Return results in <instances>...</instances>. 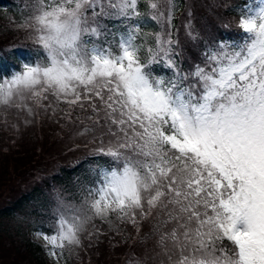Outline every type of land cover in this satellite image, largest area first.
<instances>
[{"label": "snow or ice", "instance_id": "6c2138e0", "mask_svg": "<svg viewBox=\"0 0 264 264\" xmlns=\"http://www.w3.org/2000/svg\"><path fill=\"white\" fill-rule=\"evenodd\" d=\"M138 4L32 0L19 25L42 55L0 75V105L33 115L26 102L46 109L51 97L69 119L80 109L79 134L109 160L91 169L79 203H58L52 232L34 236L59 264L96 219L152 220L155 256L135 264H264V0H244L240 39L211 41L187 69L177 0H146V13ZM144 16L159 30L145 33Z\"/></svg>", "mask_w": 264, "mask_h": 264}, {"label": "trees", "instance_id": "16d2710c", "mask_svg": "<svg viewBox=\"0 0 264 264\" xmlns=\"http://www.w3.org/2000/svg\"><path fill=\"white\" fill-rule=\"evenodd\" d=\"M23 1V0H22ZM179 4V8L176 11L175 19H174V33L177 35L179 31H181L179 25H175L178 23L182 17L183 13L188 12V9L191 10V17L190 20L193 22L194 32L199 33V38L196 40H192L186 37L185 41L183 42V49H184V67L187 69L190 67L192 62H199L201 59L200 52L206 47L213 40L224 39L229 37L234 30H237L236 24L238 20L237 9L238 7L244 3L243 0H177ZM29 7H32V0L29 3H24ZM18 5H22L21 3L18 4L16 0H0V42L6 37H8V29H5L4 21L6 14L9 12L17 13L16 8ZM138 8L141 13L147 12V5L146 0H139ZM28 12L27 8L24 9V13ZM142 25V29L145 33H151L154 31L159 30V26L144 16L140 21ZM108 25L110 29H119L121 28V24L119 21L114 20H106L104 21ZM18 34L17 30H13L11 32L12 40L14 36ZM22 37L24 38L23 46L25 49L30 47V41L27 40L24 34L21 32ZM179 37H183L182 32H180ZM11 40V41H12ZM22 41V39L20 38ZM18 48V47H17ZM4 48L0 47V75L4 73L7 75L9 74L13 64L10 65L9 61L3 58L1 50ZM27 56L28 54L25 53ZM24 55V56H25ZM31 59V58H29ZM27 60V58H26ZM5 71V72H4ZM155 72L157 74L161 73L160 68H155ZM95 146H98V142H94ZM83 151V149H82ZM20 160L22 159L19 157ZM54 158V156L52 157ZM59 158L65 159L67 157L60 156ZM44 161V160H43ZM72 161H70V171L66 170V168L61 167L59 172L56 173L54 176L55 182L61 184L63 187H70V181L72 178V174L75 173L80 178L87 177L89 181L92 180L91 176H80L79 175V168L80 164L71 165ZM35 161L32 160L31 163ZM25 169H29L31 167L30 163H27ZM35 166H32L34 169ZM31 169V170H32ZM85 182L82 181V185ZM73 183L71 182V186ZM49 186V184L47 185ZM71 190H74L71 188ZM9 204L0 208V225L4 228L3 232L0 231V239L6 240L5 243L0 245V264L1 262L9 261L10 264H47L45 260V251L43 248L32 241L27 233L20 228L19 220L24 224V227L30 231H37L44 228L47 224L52 223L54 221L50 217L53 216L49 214V205L47 200L44 198L41 190L33 186L31 190L25 195H16L15 197L10 198ZM153 221L145 222L141 221L139 226L140 234L139 239L137 232V227L133 225H127L125 222L117 221V224L120 228H124L129 232L131 235L128 239L131 241L128 246L125 248L122 245H126L123 243L124 240L121 239V236L115 235L114 232L108 231L106 226H103L104 231L107 233L103 235V237H96L93 236L92 240H99L97 245L99 248H103L107 250L109 254L110 251L117 253L119 256H123L124 251L130 248V253L132 255L139 256V259H146L148 257H154V240L149 238V232L152 227ZM31 233V232H29ZM7 236V237H6ZM113 236L116 241V246L109 245V241ZM134 236V239L133 237ZM7 238V239H6ZM113 243V242H111ZM96 245V244H95ZM95 248L94 244H87L85 249ZM97 255L103 256L102 250H97ZM114 259V257H113ZM118 260V258H116ZM163 259V257H155L150 264H159V260ZM96 260L95 256H93V262ZM68 264H80L79 261H76L73 257L67 258Z\"/></svg>", "mask_w": 264, "mask_h": 264}, {"label": "rangeland", "instance_id": "374dc122", "mask_svg": "<svg viewBox=\"0 0 264 264\" xmlns=\"http://www.w3.org/2000/svg\"><path fill=\"white\" fill-rule=\"evenodd\" d=\"M16 2L22 4L18 5V8H16L17 13L9 12L6 14L4 21L5 29H8V37H11V32L15 29L18 31V34L14 36L15 39L20 40L22 32L27 40L34 43L30 32L19 27L24 18L31 15L32 7L23 4V2L26 3L25 0H16ZM26 8L28 12L24 13V9ZM8 37H5L0 42L1 48L12 40V38L10 39ZM12 49H15V47L2 49L3 58L5 57V52H10ZM26 103L33 107V115H29L27 110L23 108L0 105V134L2 131L7 133V136L0 137V153L2 154L0 155V208L8 205L10 203V198L30 190L29 183L27 182L30 176L40 177L41 175L50 174L55 170V162L50 160L47 154L53 155L59 153L62 148L71 147L75 142H78L79 136H82L79 133L83 131V126H80L79 123H77V126L81 128L71 136H66L64 133V126L58 130V124L52 117L53 115L62 113V111L58 104H56V107L54 106L51 99L45 101V105H51V107H47L46 109L36 107L31 101H27ZM53 109H55V111H53ZM47 121L54 123V126L52 127L50 124L44 125ZM9 138H12V140H9ZM9 147H12V150L6 152ZM19 156L22 158L21 160ZM43 159H45V161H43ZM30 160L35 162L32 163L29 170L24 171L22 167L29 163ZM34 165V171L30 173ZM6 179H8V181H5ZM51 200L52 196H50L49 201ZM3 230L4 228L0 225V231L3 232ZM89 232H93V229ZM130 236L131 235L127 233L125 237L126 244L131 242L128 239ZM34 240L44 244L42 240L36 237H34ZM5 242L6 240L0 239V245ZM111 246L113 247L115 245L111 243ZM127 246H125L124 249ZM101 250L103 256L99 258V255H95L96 260L92 264H135L137 261L135 257H131L130 248L124 251L126 256L123 257L113 251H110L108 254L107 250L103 248H101ZM71 252L72 254H68L67 257H74L79 261L80 251L74 249L71 250ZM65 258L64 253L59 264H65ZM116 258H118V260ZM49 259L51 264H56L52 258L49 257ZM1 263L10 264L9 261Z\"/></svg>", "mask_w": 264, "mask_h": 264}]
</instances>
